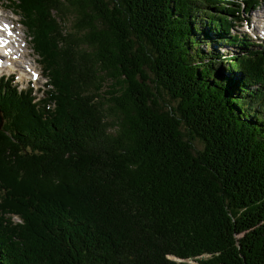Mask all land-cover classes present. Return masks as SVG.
<instances>
[{"label":"trees","instance_id":"obj_1","mask_svg":"<svg viewBox=\"0 0 264 264\" xmlns=\"http://www.w3.org/2000/svg\"><path fill=\"white\" fill-rule=\"evenodd\" d=\"M0 1L46 77L0 76V264H264L262 0Z\"/></svg>","mask_w":264,"mask_h":264},{"label":"rangeland","instance_id":"obj_2","mask_svg":"<svg viewBox=\"0 0 264 264\" xmlns=\"http://www.w3.org/2000/svg\"><path fill=\"white\" fill-rule=\"evenodd\" d=\"M3 6V8H1L0 14L1 17L7 19L6 22L9 23V19H12L13 22V30L14 33L16 34V37H18V39L16 40L17 44L23 45L22 48H24L25 52H27V55L24 57V61H25V66H26V62L27 63V72L25 71V76L20 79L18 77V70H13L11 77L9 78L11 81L10 83L13 85H16L17 88L19 89H24L26 87H30L32 90V95L35 97V99L40 98L43 93L42 91L44 89H46V87L44 86V78L41 75V71L40 68L37 64L36 60V56L32 53V50L30 49V45L28 43V39L26 37V30L25 28L18 22L19 20V16L15 13H13V9L11 7H5L4 6V2H0ZM249 24L248 26L244 27V24L239 25L238 27L235 28L236 31H242L244 33H246L247 35H249L253 40L256 39L257 42L259 39H263L264 38V2L262 1L259 6L252 10L250 12L249 15ZM256 42H254L255 44ZM234 53V51H232V54ZM22 55H24V53L22 52ZM224 61V59H223ZM227 61H229L227 59ZM224 64V62L222 63ZM35 70V75L36 77H31V73L33 72V70ZM3 72V76H6L8 72H6L5 70H1L0 69V73ZM151 75H150V79H151ZM25 79H31L28 83L25 82ZM163 98H165L164 95H160V104H162L163 106H165V104H169L168 102H166L167 98L165 100H163ZM191 144L193 145V147L195 149H200L202 147V142L199 139H194L192 141H190ZM13 220L16 221L15 216L12 217ZM191 264H196L193 260L189 261Z\"/></svg>","mask_w":264,"mask_h":264},{"label":"bare ground","instance_id":"obj_3","mask_svg":"<svg viewBox=\"0 0 264 264\" xmlns=\"http://www.w3.org/2000/svg\"><path fill=\"white\" fill-rule=\"evenodd\" d=\"M6 26L8 27V24L7 22L5 21V18H2L0 19V30L7 36L8 34V31H7V28ZM14 36L13 38V41L16 39H18V37H16V34L13 33L12 34ZM2 44V42H1ZM23 45H20V44H17L16 42L15 43H12V45L10 46V48L8 49V51H10V53L12 54V57H10V59H8L7 63L4 64V68H2V64H1V57H0V69L1 70H5L6 72H9V70H18L19 73H18V77L20 79H22L24 77V73L25 71L27 70V63L26 62V66L24 65L25 64V61H24V57L27 55V52H25L24 48H22ZM5 47H0V49H3L4 50ZM6 51V49L4 50ZM22 52L24 53V55H22ZM34 73V71H33Z\"/></svg>","mask_w":264,"mask_h":264},{"label":"water","instance_id":"obj_4","mask_svg":"<svg viewBox=\"0 0 264 264\" xmlns=\"http://www.w3.org/2000/svg\"><path fill=\"white\" fill-rule=\"evenodd\" d=\"M1 124H2V117H1V115H0V126H1Z\"/></svg>","mask_w":264,"mask_h":264}]
</instances>
